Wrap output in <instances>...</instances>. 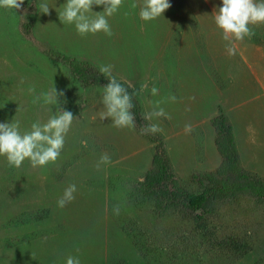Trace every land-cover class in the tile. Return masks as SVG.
Here are the masks:
<instances>
[{"label": "rangeland", "instance_id": "374dc122", "mask_svg": "<svg viewBox=\"0 0 264 264\" xmlns=\"http://www.w3.org/2000/svg\"><path fill=\"white\" fill-rule=\"evenodd\" d=\"M41 2L0 8V122L22 133L46 123L59 112L43 101L53 87L77 119L47 167L0 156V264H264V40L229 56L213 14L222 0H169L149 22L144 0H124L112 36H81L58 18L66 0H46L50 15ZM105 65L133 95L134 130L99 119ZM149 101L171 119L144 120ZM149 123L163 131L144 134ZM70 184L75 199L60 208ZM204 191L207 205L185 207Z\"/></svg>", "mask_w": 264, "mask_h": 264}, {"label": "clouds", "instance_id": "9594fccd", "mask_svg": "<svg viewBox=\"0 0 264 264\" xmlns=\"http://www.w3.org/2000/svg\"><path fill=\"white\" fill-rule=\"evenodd\" d=\"M25 0H0V8L8 11H20L23 9ZM95 7H102V11H93ZM124 6V0H66L63 4V11L57 12L62 24H72L81 36L88 34L104 33L112 36L113 32L109 23V17L116 14ZM137 7L135 3L131 5ZM172 7L169 0H144L140 7L139 16L141 20L149 22L160 17L166 10ZM50 7L46 0L39 4V12L50 15ZM214 21L216 26L222 31V39L227 42L226 50L229 56L236 54V42H242L245 38L255 35L252 26L264 24V0H222V6L214 10ZM111 65L101 66L99 72L109 81L103 86L101 103L104 111L99 113V119L110 118L113 126L123 129L134 130L136 127L133 95L112 75ZM131 87V85H129ZM147 88V84L142 85L141 91ZM29 92H34L30 88ZM159 90L152 87L151 94L158 95ZM63 91H57L53 87L48 93L43 94V101L46 105L58 106V114L52 115L46 123H33L30 131L21 132L19 121L0 122V156L6 157L10 167L20 168L29 161L33 168L47 167L55 163L63 151L66 136L69 133L73 121L77 118L73 113L59 107L60 97ZM41 99L37 96L33 103ZM173 102L175 96L169 97ZM194 99V98H193ZM66 102V101H65ZM156 101L152 105V111L144 113L143 119L152 121L155 118L171 119L160 104ZM93 120L96 116L92 117ZM163 129L156 123H149L142 129L144 134H156ZM185 133L192 131L190 124L185 125ZM85 147L87 141L81 142ZM110 157L103 154L99 163H108ZM77 187L70 184L65 188L62 196L58 199L57 205L64 208L75 199ZM118 208L114 213L118 214ZM66 264H81L80 259L68 256Z\"/></svg>", "mask_w": 264, "mask_h": 264}, {"label": "trees", "instance_id": "16d2710c", "mask_svg": "<svg viewBox=\"0 0 264 264\" xmlns=\"http://www.w3.org/2000/svg\"><path fill=\"white\" fill-rule=\"evenodd\" d=\"M253 31L255 33L254 36L251 37L252 40L256 41V40H264V28L261 29H254ZM224 154H225V158H226V164L230 162V160L232 161H236L235 156H233L231 159H229V157H227V152L225 150ZM235 158V160H234ZM234 167V165H233ZM210 201V194L208 191H204L201 192L199 194H195L192 196H187L184 199V205L187 208H191V209H200L202 207H204L205 205H207Z\"/></svg>", "mask_w": 264, "mask_h": 264}]
</instances>
